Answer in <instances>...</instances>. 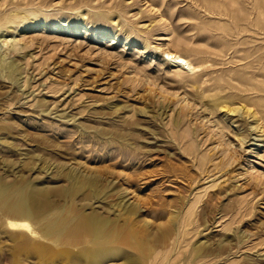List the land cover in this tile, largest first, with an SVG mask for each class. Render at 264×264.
<instances>
[{
	"label": "rangeland",
	"instance_id": "obj_1",
	"mask_svg": "<svg viewBox=\"0 0 264 264\" xmlns=\"http://www.w3.org/2000/svg\"><path fill=\"white\" fill-rule=\"evenodd\" d=\"M263 130L264 0H0V183L70 219L91 204L63 197L61 175L112 173L94 209L125 198L138 227L173 217L170 249L125 248L134 264H264ZM12 219L0 209V264L124 262L15 259Z\"/></svg>",
	"mask_w": 264,
	"mask_h": 264
},
{
	"label": "bare ground",
	"instance_id": "obj_2",
	"mask_svg": "<svg viewBox=\"0 0 264 264\" xmlns=\"http://www.w3.org/2000/svg\"><path fill=\"white\" fill-rule=\"evenodd\" d=\"M166 58L175 67L192 68L188 61L178 55L166 52ZM228 112V115L233 116L237 111L228 109ZM115 137L124 138L123 135L118 134ZM106 175L113 174L101 172L88 176L66 172L61 176L68 181L69 186L61 194L71 200L82 197L83 201L92 205L93 202H99L108 189L104 181ZM116 196H119L118 192L110 195V197ZM123 200L113 204L107 215L90 205V212L77 209L73 211L70 219H65L67 217L63 216L64 219H61L59 214H52L55 205L47 192L29 189L25 184L11 188L0 183V209L8 210L13 214V219L8 223L9 227L22 232L20 239L23 243L17 245L20 249L15 259H18L22 252H30L37 254L38 259H124L122 264H134L130 259L136 258L125 248L136 251L139 254L137 259H159L160 254L169 248L173 236V217L166 224H160L155 228L147 224L138 227L131 220L138 213L137 207L125 204ZM121 218L122 222H120ZM35 219L44 223L43 233L33 226L32 221ZM27 233L52 241L59 246V250L56 251L49 245L34 241L33 238L27 237ZM71 247L78 249L76 254L71 253Z\"/></svg>",
	"mask_w": 264,
	"mask_h": 264
}]
</instances>
